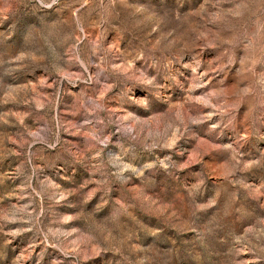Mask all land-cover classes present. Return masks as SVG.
<instances>
[{
	"label": "rangeland",
	"instance_id": "rangeland-1",
	"mask_svg": "<svg viewBox=\"0 0 264 264\" xmlns=\"http://www.w3.org/2000/svg\"><path fill=\"white\" fill-rule=\"evenodd\" d=\"M0 264H264V0H0Z\"/></svg>",
	"mask_w": 264,
	"mask_h": 264
}]
</instances>
